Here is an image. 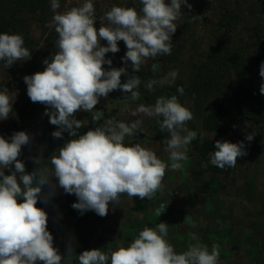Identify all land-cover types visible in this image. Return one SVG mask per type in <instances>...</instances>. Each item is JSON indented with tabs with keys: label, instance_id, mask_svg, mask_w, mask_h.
I'll use <instances>...</instances> for the list:
<instances>
[{
	"label": "rangeland",
	"instance_id": "374dc122",
	"mask_svg": "<svg viewBox=\"0 0 264 264\" xmlns=\"http://www.w3.org/2000/svg\"><path fill=\"white\" fill-rule=\"evenodd\" d=\"M19 1V8L16 2L14 5L18 32L29 35L39 50L49 53L42 58L31 52L30 59L18 61L8 68L4 61H0V90L6 87L10 93H16L13 114L0 120V136L10 140L18 131H25L30 136L29 144L22 146L18 157L26 166L41 158L50 159L67 141L56 138L53 141L47 137L46 131L54 126L49 122V116L45 115L47 106L30 100L23 79L26 75L43 71L46 67L43 61L51 60L57 51L55 27H45L54 15L51 0L35 1L37 7ZM83 2L60 0L61 7L57 11L64 12ZM93 3L97 30L101 23H107L104 15L113 5L134 7L138 12L142 7L140 0H93ZM188 3L192 7L189 9L182 5V14L175 21L177 30L172 36L171 55L148 59L139 72H133L131 62H128V74L137 75L141 80L138 88L140 99L129 101L125 109L123 98L130 94L120 89L113 90L106 98L101 97L94 108L104 112L101 121L93 122L91 113L83 110L77 111L75 118L83 123L77 130V138L87 132L88 126H100L104 119L115 117L131 122L139 118L143 131L126 137L125 144L140 143L155 151L161 160L170 163L163 144L168 136L162 140L154 139L161 133L158 121L162 118L143 114L132 117L131 112L140 104L154 105L159 96L177 95L179 102L194 115L187 127L198 134L188 146L189 159L182 170H166L162 190L152 200L129 198L123 194L119 204H109L108 214L104 217L92 210L81 214L73 209L71 205L78 202L77 197L65 193L58 184L55 193L45 202L47 190L43 188L37 207L48 214L47 228L53 235L54 247L62 256L67 255L64 251L70 243L74 251L82 247V239L90 242L87 250L95 249L97 235L106 246L105 252L116 250L119 244L127 247L145 226L155 228L158 223L165 222L169 225L168 240L177 252L187 250L189 243H196L188 236L189 232H195L200 243L206 244L209 250L213 243L219 245L220 264H264V94L259 90L264 83V78L259 75L264 54H258V47L255 46L257 37H264V0H188ZM193 16L199 17L193 19ZM100 44L107 46V41L101 40ZM118 47L120 50L117 53L105 56L112 60L113 68L126 66L122 60L127 51L126 45L121 40ZM153 63L160 65L155 74L151 71ZM103 67L108 70L110 66L105 64ZM172 70L178 71L173 84H157L153 91L147 89L150 80H159ZM127 78L122 75L121 83ZM181 86L184 88L183 95L175 90ZM239 93L243 95V111L260 119L261 125L238 114L235 96ZM218 103L225 107V111L215 117L222 128L223 139L232 143L244 141L246 146L247 155L238 158L233 168L220 169L210 162L203 164L196 149L197 141L202 143L204 139L215 138L208 117ZM26 106L30 107L28 116L18 126L19 114ZM252 131L256 135L249 142L245 137ZM11 171H14V164L11 170L4 169L5 175H10ZM18 202H23L22 198ZM161 204L166 206V210L157 217L155 211ZM85 215L97 219L96 234L92 237L84 230L78 233L71 229L72 220ZM187 215L196 223L195 228L183 223ZM72 257L71 261L65 260L62 264H79L77 256L72 254Z\"/></svg>",
	"mask_w": 264,
	"mask_h": 264
},
{
	"label": "clouds",
	"instance_id": "9594fccd",
	"mask_svg": "<svg viewBox=\"0 0 264 264\" xmlns=\"http://www.w3.org/2000/svg\"><path fill=\"white\" fill-rule=\"evenodd\" d=\"M140 3L139 12L134 7L113 5L104 15L107 23H101L97 30L93 0H84L64 12L57 11L60 0H51L54 15L45 27H55L57 51L51 60L43 61L46 65L43 71L23 79L30 100L46 105L45 115L52 125L58 126L59 130L51 134L54 138H62L64 132L77 137V130L83 126L75 118L79 110L91 113L93 122L101 121L104 112L94 108L101 97L106 98L113 90L130 94L123 98L125 109L129 101L140 99L141 80L137 75L128 74L129 61L133 72H139L148 59L172 54L175 21L182 14V5L190 9L191 4L188 0H140ZM101 40L107 41V46H101ZM121 40L127 48L122 57L126 66L113 68L112 60L105 56L117 53ZM24 43L21 34H0V61H4L6 68L30 59L31 51ZM105 64L110 66L108 70L103 67ZM159 69L158 63L151 65L154 74ZM122 75L128 77L124 83H121ZM259 75L264 78V62L260 64ZM177 77L178 71L172 70L159 80H150L146 87L153 91L155 85H171ZM259 90L264 94V83ZM177 92L183 95L184 88L177 87ZM15 95L6 87L0 90V120L13 114ZM141 114L162 118L158 121L159 130L168 133L163 144L170 163L140 143L125 144L126 137L143 131L139 118L131 122L115 117L104 119L100 126L60 147L50 158L51 168L41 166L32 173H26L25 164L18 159L30 136L25 131L15 132L10 140L0 136V264H62L72 260L71 243L66 256L59 254L47 228L48 214L37 207L45 185L50 189L44 196L45 202L55 193L57 184L52 183L53 175L65 193L77 197L78 202L71 205L73 209L81 214L92 210L104 217L109 204H119L123 194L152 200L162 190L166 170L183 169L189 159L188 146L198 135L187 127L194 119L192 111L179 102L177 95H162L154 105L140 104L131 112L132 117ZM255 135L252 131L245 139L251 142ZM215 149L210 163L220 169L235 167L238 158L247 155L244 141L217 140ZM13 164L14 171L5 175L4 169L11 170ZM21 198L23 202H18ZM165 210L166 206L161 204L155 215L159 217ZM183 223L197 226L188 215ZM168 232L169 225L165 222L155 228L145 226L127 247L119 244L116 250L107 252L85 250L76 258L79 264H220L218 244L213 243L209 250L195 232H189V239L196 243H189L187 250L178 253L168 240Z\"/></svg>",
	"mask_w": 264,
	"mask_h": 264
},
{
	"label": "trees",
	"instance_id": "16d2710c",
	"mask_svg": "<svg viewBox=\"0 0 264 264\" xmlns=\"http://www.w3.org/2000/svg\"><path fill=\"white\" fill-rule=\"evenodd\" d=\"M1 3L4 4L5 9H3L2 4L0 3V34L3 33H8V34H21L20 32H18L17 30V15L15 13H17V10L15 9L14 5L16 2V6L19 8L20 5H18L17 3L20 1L19 0H0ZM25 4L32 5L33 7H37L36 5H34V2H40L42 3V0H23ZM24 38V46L26 48L29 49V51H31L32 53L37 54L38 56L40 55V57H45L46 55H48L49 53H47L44 50H39L38 46L35 42V40L33 38H31L29 35H23L21 34ZM255 46H257L258 48V54H264V37H257V41ZM242 50H240L241 52ZM175 90L177 91V88H175ZM243 95L241 93H239L237 96H235V101L237 103V112L239 115L243 116L244 118L249 119L250 121H253L254 123L261 125V120L256 118L255 116H249L247 113H245L243 111V107H244V100H243ZM29 106H26L24 110L21 111V113L19 114L18 117V121H17V125L20 126L22 124V122L24 121L25 117L28 116V112L27 110L29 109ZM221 111H225V107L222 103H218L215 106H213L208 120L210 122H212L211 127H212V134H214L215 138L214 139H204L202 143H200V141H197V145H196V149L199 151L200 156L202 158L203 164H207L210 162V155L211 152H214L215 149V142L217 140H224L223 139V131L221 126L219 125L218 121L215 119V117L219 114H221ZM96 125H90L86 128V130H93L95 129ZM59 130L58 126H53V128L51 130L46 131V135L47 137H49L50 139H53L54 141V137L51 135L52 132ZM141 133V132H138ZM168 136L167 132H161L159 134H157L154 139L156 140H162L165 137ZM73 138H77V137H72L69 135L68 132H64L62 134V138H56V139H61L62 141H69ZM39 164L35 162L27 164L25 166V169L28 171V173H32L33 170H39V168L41 166H47L48 168H51V163H50V159L49 158H41L39 159ZM52 183L54 184H58V180L57 178L53 175L52 178ZM44 188L47 190V193H49L50 189L48 185H45ZM97 219L95 218V216L92 215H85V216H80V218H76L72 220V228L73 230H77L78 233H81V230H84L85 232H87L89 234V237H92L94 234H96V228H97ZM61 223H63V220L61 221ZM85 237V236H84ZM84 242L82 243V247H80L78 250L74 251L73 254H75L76 256H78L80 253H82L83 251L87 250L90 242L85 241V239H82ZM88 240V239H87ZM95 244V249H101V251L106 250V246L102 241V238L100 236H96V240L94 242ZM65 254L67 253V250L64 251ZM180 253V252H178Z\"/></svg>",
	"mask_w": 264,
	"mask_h": 264
}]
</instances>
